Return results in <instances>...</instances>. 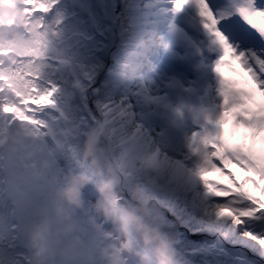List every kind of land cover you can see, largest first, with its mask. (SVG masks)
Segmentation results:
<instances>
[{
	"label": "clouds",
	"instance_id": "clouds-1",
	"mask_svg": "<svg viewBox=\"0 0 264 264\" xmlns=\"http://www.w3.org/2000/svg\"><path fill=\"white\" fill-rule=\"evenodd\" d=\"M22 7L0 0V43L14 44L17 51L30 44L19 25ZM34 67L42 71L44 61H36ZM7 116L0 121V172L4 173L0 192L11 199L13 208L0 219V226L10 231L15 225V230L10 232L13 246L0 250L3 264H16L19 259L12 250L17 246L23 248L26 264H129V260L187 264L177 250L175 235L141 190L133 188L131 199H121L120 165L110 160L103 143L111 134L107 121L88 129L78 150L65 152L59 139L62 133L52 123L44 122L38 129ZM46 138L53 139L54 146L46 144ZM58 154L78 163L59 170ZM132 161L157 176L163 173V162L155 152L135 154ZM88 185L96 198L86 203ZM105 225L110 227L105 230Z\"/></svg>",
	"mask_w": 264,
	"mask_h": 264
},
{
	"label": "bare ground",
	"instance_id": "bare-ground-1",
	"mask_svg": "<svg viewBox=\"0 0 264 264\" xmlns=\"http://www.w3.org/2000/svg\"><path fill=\"white\" fill-rule=\"evenodd\" d=\"M239 3L241 0H210L217 12H227ZM257 4L264 6V0H257ZM74 8L88 23L87 13L92 14V31L102 42L101 65L94 71L95 79L104 74L112 83H118L125 63L134 64L132 75L139 73L138 79H144L142 85L125 96V100H106L105 108L109 115L123 119V127L129 129V136L143 152L157 153L164 165L163 173L172 174L180 182L186 180L188 169L196 170L200 161V157L191 150L190 141L194 133L203 130L202 114L208 113L214 119L219 115L222 103L218 93L220 78L213 71L220 53L212 47L197 22L195 6L189 4L176 11L173 0H57L49 12L36 13L43 23H52L48 49L52 48L49 46L55 35L52 32L62 33L73 21L71 10ZM184 11V17L179 19V14ZM57 20L59 23L55 22ZM83 45L87 47V43L83 42ZM55 47L63 50L67 46L56 42ZM56 71L63 82L65 69L61 61L57 63ZM95 79L89 78L88 81L92 83ZM109 87L114 91L112 95H116L118 90ZM88 92L90 99L108 95L104 89ZM202 99L203 102L200 101ZM189 101L192 105L198 104L196 110L203 113H192ZM211 102L216 110L213 106L210 110L204 107ZM91 105L100 117L98 106L92 102ZM52 113L48 112L49 117ZM7 118L6 114H0V121ZM60 120L62 128L74 131L62 115ZM103 143L108 148L110 160L116 164L115 142L104 137ZM141 173L147 174L148 170L141 168ZM34 183L35 187L39 186V180ZM120 188H126L122 180ZM248 246L254 250L253 243H248ZM12 251L16 253V250ZM256 258H264V251L260 249V257Z\"/></svg>",
	"mask_w": 264,
	"mask_h": 264
},
{
	"label": "snow or ice",
	"instance_id": "snow-or-ice-1",
	"mask_svg": "<svg viewBox=\"0 0 264 264\" xmlns=\"http://www.w3.org/2000/svg\"><path fill=\"white\" fill-rule=\"evenodd\" d=\"M4 2L12 7L23 5L19 25L30 37V44L17 51L14 44L0 43V113L39 129L44 122L37 113L53 105L56 88L42 89L41 71L34 67L36 61L45 58L51 31L36 13L49 12L57 0ZM173 3L176 11L189 4L195 6L200 26L220 53L213 71L220 78L221 110L214 119L208 113L202 114L203 130L193 134L190 148L200 157L196 175L206 193L226 198L215 205L216 218L230 219L238 226L264 213V6L257 0H241L227 12H217L210 0ZM214 159L223 167H218ZM229 166L234 170L226 171ZM209 172L218 173L223 182L209 180ZM14 230L15 225L10 231L0 226V243L12 247L10 232ZM242 235L264 251V236L252 232Z\"/></svg>",
	"mask_w": 264,
	"mask_h": 264
},
{
	"label": "rangeland",
	"instance_id": "rangeland-1",
	"mask_svg": "<svg viewBox=\"0 0 264 264\" xmlns=\"http://www.w3.org/2000/svg\"><path fill=\"white\" fill-rule=\"evenodd\" d=\"M72 13L75 17L76 12L73 11ZM87 16L92 21V14L87 13ZM44 24L52 26V23L49 22ZM80 24L84 25L81 26ZM89 25L88 20L86 18L83 20L81 15H79L75 17L74 21L69 22L67 29L62 33L56 34L57 32H52L55 34L52 36V40L49 41V46L52 48H47L45 53L44 61L46 62L44 69L41 71L39 85L44 90L54 87L56 92L52 96L53 105L40 109L37 113V118L47 122L46 118L48 117L47 120H50V123L60 130L62 135L59 139L64 145L65 152L78 150L84 133L101 121H107L111 134L106 137L112 139L116 144L114 149L115 161L116 164L120 165V173L129 194L131 189L136 188L141 190L144 195L146 191L153 190L149 183L158 188L155 195H152L151 192L146 193V197L151 196L152 199L149 201V207L175 235L177 250L182 254L187 264H255L258 262L259 260L254 257H260V248L253 243L255 245L254 250H251L248 246V243L251 242L243 237L242 234L244 232H252L256 235L264 236V213H258L256 218L246 219L243 224L234 226L230 219H217L215 216V205L225 201L226 198L209 196L191 168L186 180L179 182L168 172L159 176L150 170H148L147 174L141 173L138 163L128 162L131 155L143 152L142 148L131 139L129 129L126 130L123 127V119L120 116L109 115L105 108L108 95L102 96V98H89L88 91L104 89L107 93L106 88L111 84L109 78L104 74L98 77L97 80L95 79L96 72L94 71L101 65L100 51L102 42L92 32ZM77 31L80 37L74 39L73 34L77 33ZM64 39L70 41L69 48L64 50L57 49L55 47L56 41ZM82 39L89 40L86 48L75 45L78 42L77 40L81 42ZM80 44L82 45V43ZM72 45L74 48L71 47ZM61 58L71 63V67L65 69L63 82H61L56 71V61ZM52 60L54 62H51ZM48 68L49 70H47ZM89 78H93L95 81L93 80L94 82L90 83L88 81ZM113 85L116 86L115 84ZM109 95H111V91ZM200 101L203 102V99ZM91 102L98 106L100 117L92 108ZM190 106L192 107L190 110L192 113H199L200 115L203 113L202 110H196L199 106L198 104L192 105L189 101L188 107ZM210 106H213L216 110L213 102L204 107L210 110ZM49 111H53L50 117ZM60 115L65 118V123L74 127L73 132L61 127ZM45 143L49 146H54L53 139L46 138ZM214 161H217V163ZM213 162L218 167H223L218 160L214 159ZM77 163L78 161L69 160L63 154H58L55 160V166L59 170L74 167ZM231 170H234L231 166L226 169V171ZM215 174L219 176L216 172H209L207 178L223 182L220 176L215 177ZM3 176L4 173L0 172V179ZM200 184L202 187H200ZM120 196L123 200L131 199V194L127 198L121 190ZM84 198L86 203L95 200L96 193L92 185H88L84 189ZM12 208L11 200L0 192V217L5 216L4 213L6 211L9 212ZM9 223H14V221L9 220ZM109 227L107 225L104 226L105 230ZM218 236L229 245L228 254H224L222 251L218 252L219 250L224 251V249L219 247L222 242L217 241L219 240ZM6 247H8L6 243H0V248ZM13 250H16L21 264H26L24 252L19 251L15 247ZM218 254L220 258H217ZM233 258L237 259L233 261ZM261 260L264 259L261 258ZM260 262L264 263V261ZM129 264H135V261H129Z\"/></svg>",
	"mask_w": 264,
	"mask_h": 264
},
{
	"label": "flooded vegetation",
	"instance_id": "flooded-vegetation-1",
	"mask_svg": "<svg viewBox=\"0 0 264 264\" xmlns=\"http://www.w3.org/2000/svg\"><path fill=\"white\" fill-rule=\"evenodd\" d=\"M71 15H72V17H73V21H74V20H75V17H76V16H79L80 14H79V13H76V14H75V17H74V15H73V13H72ZM70 22H72V21H70ZM80 25L83 26L84 24H83V25L80 24ZM81 26H80V27H81ZM75 35H76V36H75ZM73 36H74V37H73L74 39H78V38H79V37H78V31H77V33L73 34ZM77 41H78V42H77V45L81 46V48H84V47H85V46H82V45H83V42H84V43L87 42L85 39H82L81 42H80L79 40H77ZM80 43H82V45H81Z\"/></svg>",
	"mask_w": 264,
	"mask_h": 264
},
{
	"label": "trees",
	"instance_id": "trees-1",
	"mask_svg": "<svg viewBox=\"0 0 264 264\" xmlns=\"http://www.w3.org/2000/svg\"><path fill=\"white\" fill-rule=\"evenodd\" d=\"M154 194V193H153Z\"/></svg>",
	"mask_w": 264,
	"mask_h": 264
}]
</instances>
